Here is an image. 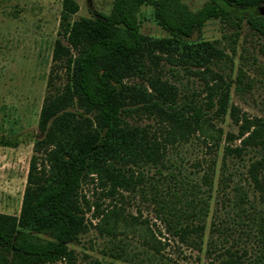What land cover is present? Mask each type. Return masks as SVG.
I'll list each match as a JSON object with an SVG mask.
<instances>
[{
    "label": "trees",
    "instance_id": "obj_1",
    "mask_svg": "<svg viewBox=\"0 0 264 264\" xmlns=\"http://www.w3.org/2000/svg\"><path fill=\"white\" fill-rule=\"evenodd\" d=\"M144 4L152 6L167 36L140 32L138 11ZM261 4L264 0H207L191 11L181 0H112L106 14L72 19L77 2L62 0L19 213L0 212V264H53L70 258L69 245L88 229L85 213L91 204L80 190L83 184L95 182L109 197L120 190L133 191L145 182L142 167L153 166L161 175L169 147L204 129L206 110L193 101L179 102L178 87L163 77L164 62L210 75L214 82L206 87L216 96L215 114L223 116L230 83L211 65L229 56L214 41L192 36L208 18L240 19L236 13L240 9ZM250 24L264 36V15L253 11ZM242 77L240 71L238 84ZM208 98L207 106L213 105ZM235 109L230 107L231 115ZM134 115L155 118L159 127L130 121ZM239 127V144L225 146L223 158L242 159L252 149L261 152L249 162L245 180L263 208L251 202L243 208L248 203L244 191L237 194L235 204L255 225L251 234L264 264V119L243 116ZM164 193L155 190L153 201L167 232L200 246L204 200H189L175 184ZM93 215L99 216L97 203ZM212 230L218 235L210 239L209 248L216 250L219 263L242 264L245 251L224 246L227 228ZM113 250L112 256L121 259L123 249Z\"/></svg>",
    "mask_w": 264,
    "mask_h": 264
},
{
    "label": "rangeland",
    "instance_id": "obj_2",
    "mask_svg": "<svg viewBox=\"0 0 264 264\" xmlns=\"http://www.w3.org/2000/svg\"><path fill=\"white\" fill-rule=\"evenodd\" d=\"M79 6L72 19L94 12L108 13L112 0H75ZM189 10H198L207 0H181ZM62 0H0V212L18 215L25 185L32 140L37 133V119L45 94L51 65L53 42L57 37ZM251 9H240L228 20L208 18L192 38L214 41L229 57L211 65L230 83L227 111L215 114L216 96L206 84L210 75L187 71L163 63L164 78L176 84L179 102L193 101L206 110L208 122L186 142L169 147L165 166L140 169L145 182L133 191L120 190L114 197L105 196L95 182L83 184L81 192L91 204L85 213L88 229L77 242L68 259L53 264H220L210 239L227 228L224 246L242 250V264H261L259 246L251 232H256L236 203L239 192H245L248 204L263 208V202L246 183L249 162L261 155L254 149L242 159L223 158L225 146H237L241 118L264 119V36L250 24ZM140 32L163 37L151 5L138 11ZM177 70V72H174ZM242 71V83L237 76ZM58 82L64 81L63 71ZM213 105H208V97ZM236 109L231 115L230 107ZM236 119H239L236 122ZM130 121L151 129L159 127L155 118L134 115ZM228 135L232 139H228ZM170 176H173L170 178ZM175 178V179H173ZM182 186H180V182ZM176 182V183H175ZM178 182V183H177ZM180 188L191 201L201 198L204 215L203 241L188 245L166 230L153 201L154 192L165 194L167 186ZM154 185V187H152ZM240 188V190H239ZM158 196V195H157ZM95 203L99 216L94 217ZM198 207V206H197ZM242 207V206H241ZM114 211V212H113ZM247 213V211H246ZM105 221L102 220L104 215ZM251 229V231H250ZM229 234V235H228ZM123 249L120 259L113 249Z\"/></svg>",
    "mask_w": 264,
    "mask_h": 264
},
{
    "label": "water",
    "instance_id": "obj_3",
    "mask_svg": "<svg viewBox=\"0 0 264 264\" xmlns=\"http://www.w3.org/2000/svg\"><path fill=\"white\" fill-rule=\"evenodd\" d=\"M254 12L258 15H264V4L255 7Z\"/></svg>",
    "mask_w": 264,
    "mask_h": 264
}]
</instances>
